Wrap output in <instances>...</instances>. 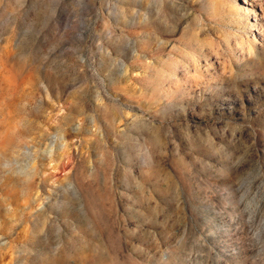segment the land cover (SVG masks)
Segmentation results:
<instances>
[{
  "label": "rangeland",
  "instance_id": "obj_1",
  "mask_svg": "<svg viewBox=\"0 0 264 264\" xmlns=\"http://www.w3.org/2000/svg\"><path fill=\"white\" fill-rule=\"evenodd\" d=\"M0 264H264V0H0Z\"/></svg>",
  "mask_w": 264,
  "mask_h": 264
},
{
  "label": "bare ground",
  "instance_id": "obj_2",
  "mask_svg": "<svg viewBox=\"0 0 264 264\" xmlns=\"http://www.w3.org/2000/svg\"><path fill=\"white\" fill-rule=\"evenodd\" d=\"M247 12H248V11H242V12H239V14H238L237 16H235V19H236L238 22L243 23V25H244V20H246L245 18H246V16H247ZM247 24H249V21L247 22ZM239 32H240V31H239ZM166 64H167V66H168V65L170 66L169 62H167Z\"/></svg>",
  "mask_w": 264,
  "mask_h": 264
}]
</instances>
